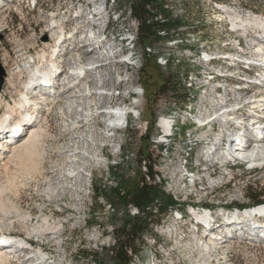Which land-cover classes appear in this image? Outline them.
Segmentation results:
<instances>
[{"label": "rangeland", "instance_id": "rangeland-1", "mask_svg": "<svg viewBox=\"0 0 264 264\" xmlns=\"http://www.w3.org/2000/svg\"><path fill=\"white\" fill-rule=\"evenodd\" d=\"M129 1L131 0H11L1 7L0 66L5 75L0 91L3 90L6 98L0 106V117L8 114L5 104L12 105L18 99L22 85L27 80V74L23 73L13 83V87L7 90L6 78L9 72L15 74L19 70H25L26 63L31 58L38 61L41 48H46L48 53L55 49L56 64L59 67L57 74L62 73V77L67 78L71 52L82 48L84 33L94 23L97 29L105 27L122 49L119 47L118 54L111 58L113 63H107L105 70L99 69L86 76L90 80L98 77L101 81L117 72L122 78L128 79V82L116 86L117 91L110 92L113 100L109 101V106L117 104L135 109L133 115L128 116L125 129L117 131H109L103 117L91 119L90 125L82 127V135L79 132L75 134L79 140L77 143L78 140L70 139V134L64 135L65 130L71 129L70 119L66 118V122H62L65 118L61 114L66 108L65 99L62 98L54 105L41 106L36 114L47 119L50 133L49 138L42 139L43 155L47 157L62 153L60 157H56L61 160L66 155L63 153L64 147H71L78 152L76 159L82 157L77 161L79 164L73 166L80 173L66 181L67 189L62 190L61 194L57 191L55 195L47 197L35 183L34 179L38 177L30 176L29 160L32 158H25L27 162L24 159L7 162L6 169L0 168V202L16 201L15 204L19 205L22 213L29 216V220L21 222L14 213L4 217L0 212L2 231L10 239L24 238L34 249L40 247L49 258L45 264H115L110 251L115 242L114 230L129 215L135 214L136 210L124 206L113 191L124 193L139 185L146 172V161V164L153 166L154 183L162 195L159 203L161 201L169 209L165 214L156 216L158 224L152 226V234L145 236L142 243H136L137 249L141 250L133 255L130 264H264V243L260 241L261 237L257 235L249 239L248 233L224 244L216 241L219 243L217 256L212 254L211 261L210 258L202 257L200 243L210 235H206L208 230L203 227L196 232L191 216L192 209L197 212L208 210L212 216L210 226L215 224L212 232L223 236L226 232L222 229L223 225L219 228L218 224H222L224 216L233 218L241 215L245 208L255 206L247 195L260 193V200L264 201L263 164L251 166L234 158V155L226 157L224 153L227 146H221L214 157L209 155V142L212 138L221 134L218 137L226 142L235 131L224 129L221 133V128L215 124L203 127V130L194 124L203 112L207 114L216 101H225L227 92L224 80L232 81V84H228L232 98L238 93V90H234L235 87L248 88L258 96L263 92L264 88L246 83L247 75L240 62L236 61L233 65L228 60L221 59L206 65L201 61V54L206 52L210 58L216 55L231 56L239 60L252 58L249 51L245 55L240 54L242 47L239 36L231 33V25L222 7L236 8L245 13L254 12L264 18V0H167L163 9L167 13L168 22L163 30L157 31L148 39H140L137 35V22L129 13ZM97 11L101 14L91 17ZM51 13L62 24L63 32H71L70 34L63 33L62 37L60 35L57 38L54 32L53 34L48 30V16ZM156 16L160 20L163 15L158 13ZM96 18L101 19L97 21ZM79 32L82 34L78 35ZM124 39H131L130 44L125 45ZM244 41L246 47L251 44L249 40ZM260 46L262 45L258 47ZM130 55L134 66L124 63ZM5 56H8L9 61L7 67L3 66ZM259 71L258 68L257 72ZM170 73H178L184 86L181 95L191 99L185 104L159 92L162 80ZM64 77L56 87L60 88L66 83ZM218 87H221V92H214ZM75 89L85 92L81 85H76ZM88 89L93 91V84L88 83ZM236 104L230 101V105L225 106L227 109ZM255 110L257 115H264L260 107ZM69 113L77 117L79 124L84 115L95 116L89 110L81 111L78 116L73 111ZM249 115L251 110L246 107L243 112L232 115V119L248 120ZM11 117L10 115L9 119ZM35 118L33 117L34 120ZM161 118H168L172 122L171 136L167 139L163 138L159 127ZM241 122L245 124L246 121ZM261 124H264V120ZM12 129L5 135L0 134L1 145L11 144L6 139L9 140L8 134L13 132ZM26 130L27 128L24 131L20 129L17 137L23 139L27 134ZM210 131V139L202 142L205 132L209 134ZM93 135L96 137L92 138ZM88 138L90 140L86 143ZM88 153L94 154L89 160ZM8 155L5 149H0V164L7 161ZM147 156L148 159L145 158ZM46 166L52 175L57 172V167L53 168L52 163ZM66 172L71 173L67 169ZM81 174L85 177L83 184L78 182L83 178ZM98 190H101L99 194L102 197L97 199ZM180 214L183 219L179 218ZM43 217H48L54 225H62L58 239L26 235ZM239 227L237 231L244 228ZM247 232L251 233V230ZM198 239L201 242H197Z\"/></svg>", "mask_w": 264, "mask_h": 264}, {"label": "bare ground", "instance_id": "bare-ground-1", "mask_svg": "<svg viewBox=\"0 0 264 264\" xmlns=\"http://www.w3.org/2000/svg\"><path fill=\"white\" fill-rule=\"evenodd\" d=\"M8 1H6L4 5H7L6 3H9ZM4 5H2L0 1V9ZM222 10L224 11V15H226L225 17H227L229 24L231 25V33L237 34L239 36L240 45L242 47V51H240V54L245 55L249 51V53L253 55V57L249 59L239 60V58H236V60L246 61L249 62V64L253 65H259V68H261V66H264L263 15H256L254 12L245 13L237 10L236 8L233 9L227 6L222 7ZM99 14H101V12L97 11L95 15L97 16ZM95 15H92V17ZM48 17V30L52 33L54 32L55 34H53L56 35L57 38L60 37V35L62 37L63 33L61 31L63 29L60 21L52 13ZM100 19L101 18H96L97 21H99ZM82 32H79V34H77L81 35ZM87 35V32L84 33V36L82 38L83 40L81 41L82 48L74 49V51L71 52L72 57L69 61L71 66L69 65V68H67L68 77L65 78L63 76L65 78L64 80L67 81L66 83L62 84V87H56V85L60 83L59 81L63 77L62 73L57 74L59 71V67L56 64L57 61L55 49H51L48 53V51H46V48H41V54H39L37 57L38 61H33L31 58L30 61L26 63V66L24 65L26 67L25 70H19L15 74L9 72L8 78H6V82L8 84L7 90H9L13 87V83L17 82L21 78L23 73L27 74V80L24 81L22 85L23 87L21 95L17 100H14L12 105L6 102V113L8 114L0 117V132L3 131L4 128H6L7 132L9 129L13 128L12 130H15L14 132L16 133L11 137V139L9 137V140L6 139L8 144H10L11 142L10 145H1L0 142V149H5V151L9 153L6 158L7 161L1 163L0 168L2 169V167H5L6 169L7 162H10L11 160L13 161L14 159H24V161H26L32 158L31 160H29V162L31 161V167L29 169L30 176L33 178H35V176L38 177L34 179L35 183L37 187H39L40 190L43 191V195L47 197H50V195H55V192L57 191L59 192H57L58 194H61L62 190L67 189L65 185L66 181L72 176H79L78 173H80V170L78 171L77 168L73 166H76L77 163L79 164V162L77 161L82 157L76 159L78 152H75L73 148L67 146L64 147L65 150L63 151V153L66 155H64L65 157L63 156L62 159L60 158L61 160H58L57 158L58 156L60 157L62 153L57 152L58 155L47 157L43 155L44 152L43 150H41L42 139L49 138L50 133L47 129V119L45 117H39L36 114L41 106L43 107L46 105H54L59 103L62 98L65 99L64 102L66 103V108L62 110L61 113L65 118L62 119V122H66V118L70 119L71 123L69 124V126L71 127V129L65 130L64 135L68 136L70 134V139H72L73 141L78 140V137L75 134L79 132V134L82 135V133L84 132L82 130V127L85 125H90L91 119H96L98 116L103 117L102 119L104 122L105 120L106 122H109V124L105 123V125L110 129L109 131H111L117 125L122 123L123 114L126 111H131L133 113L135 111L134 107L132 106H117V104L116 106H109L111 105L109 101L113 100V98H111L112 93L110 92L117 91L116 86H120L121 84L128 82V79L122 78L117 72L116 74L113 73L112 75H109L108 77H106V79L101 81L98 80V77L90 80V78L86 76L89 75V73L94 74L98 72L99 69L105 70L107 63H113V61H111V58L115 57L118 54L119 47L120 49H122V47L116 43L113 35L108 36V38H106L105 40L97 39L95 41V45L89 44V40L86 39ZM72 37L74 38V36ZM244 39L251 42V44H248L249 47H246V44L244 45ZM130 42L131 39H124L125 45H129ZM56 44H58V41ZM259 45L262 46L258 47ZM218 56L219 55H216L215 57L212 56L210 58L207 56L206 52H202L201 61H204L203 63H205L206 65H211L213 61H219ZM226 58L233 59L231 56H226ZM3 61V66L7 67V65L9 64L8 56H5ZM64 65L66 66V64ZM260 75L262 76V80L264 82V70H261ZM54 80H57V82H55ZM88 83L93 84V91H89ZM28 84L30 86H26ZM76 85H81L82 90H84L85 92L82 93L80 92V90H76ZM256 88H264V83L262 86ZM214 92L219 93V89L217 88ZM226 92L227 96L225 98V102L221 98V101H216L215 104L211 106L210 110L207 111V114L203 112V114L198 117L197 120L200 123V128L203 129V127L206 128L207 126H213L215 124L219 129L221 128V133H223L224 129L238 132L240 135L238 138L239 142L236 141L237 148L234 150L227 149L224 155L226 157L234 155L236 159H239L240 161L242 160L244 163L250 164L251 166H261V164L264 165V124H261V122H263L264 120V115H257V111L255 110L260 107V110L262 111V113H264V90L261 95L258 96L248 88H243L237 91L238 93L233 95V98L230 97L231 89L229 86L226 88ZM128 94H130V92ZM5 98L6 95L4 94L3 90L0 91V106L1 103L5 101ZM230 101L236 102L239 105L236 104L235 106L226 109L225 105H230ZM113 102L115 101H112V103ZM246 107H248V110H255L251 113V115L248 116V120L244 118L232 119V115L243 112ZM96 109L98 110L95 111ZM69 110L73 111L76 116H78L81 111L89 110L91 113L94 112L95 116L91 117L89 116V114H86L83 116L81 124H79V122L77 121V117L70 115L69 112L71 111ZM28 113L29 118L32 119L33 117H36L35 120L26 119V114ZM9 114L12 116L10 119ZM81 115H83V112L81 113ZM12 118L13 121H11ZM241 120H245V124L241 122ZM62 125L64 127V124ZM159 127L162 130L164 139H167L171 136L169 134V131L172 129V122L168 118H161L159 120ZM26 128V136L23 139H19L20 137L18 138L17 135L20 133V129L24 131ZM204 135H207V132H205ZM220 135L221 134H218V136ZM95 137L96 136L94 135L92 136V138ZM217 137L214 138V144L212 145L213 149L209 154L211 155V157L217 155L218 149L220 148L219 143L221 139L220 137ZM207 138L210 139L209 137L205 138L204 136L202 138V142L207 140ZM89 140L90 138L86 140V143ZM235 140L236 138H234L233 136H229L230 144H232V141ZM78 142L79 140L77 141V143ZM87 149L88 148H86V150ZM92 156H94V154L88 153L87 160L91 159ZM48 163H52L53 168L57 167V172L55 174L52 175L48 170V166H46V164ZM78 167L81 166L79 165ZM66 169L71 173L67 174ZM81 176H83V178H81L78 182H80V184H83L85 182V177L84 174H81ZM31 180L33 181L32 178ZM77 193H79V191ZM15 202H0V212L3 213L4 217L8 216L10 213H14L19 217L21 222L28 221L29 216L22 213L21 208H19V205H16ZM206 211L197 212L192 209L191 216H193L192 218L196 223H201L206 226L211 222L212 219L211 214ZM258 211H262V213ZM236 216L240 217L241 219L237 218V220L239 221H235L236 219L233 218H235ZM256 216H264V205L262 206L261 204H259L251 208H245L244 211L241 212V215H235L233 218L232 216H224V221L221 222L222 224H218L219 228H221L220 226L222 225L223 227H225H222V229H224L226 232V234L223 236L212 232V230L215 228V224L211 225L207 232L208 234H206L208 236L210 235V237H204V242H201V239L197 240V242H201L199 249L202 252V257L204 256L209 259L212 254H215L217 256L219 243H217L216 241L221 240L220 244H224L225 242L230 241L232 238L241 237L238 233L236 234V229H238L239 226H245V219H253V217ZM240 220L242 222H240ZM60 227H62L61 224L54 225L50 222V219L48 217H43L39 224L34 225L30 229V231L26 232V235H31L35 238L58 239L61 234ZM253 228L254 232H256L257 235L259 233H264L262 230L260 232V228L258 226ZM248 229H250V227ZM257 235L251 236L257 237ZM8 237L9 236L2 231L0 222V264H45L47 263V261H49L47 254L44 253V251L40 247H38L37 249H34L32 245L23 247L26 239L18 237L10 239ZM261 242L264 243V237L263 241Z\"/></svg>", "mask_w": 264, "mask_h": 264}, {"label": "trees", "instance_id": "trees-1", "mask_svg": "<svg viewBox=\"0 0 264 264\" xmlns=\"http://www.w3.org/2000/svg\"><path fill=\"white\" fill-rule=\"evenodd\" d=\"M167 0H131L129 1V13L137 22V35L140 39H148L158 31L163 30L167 21V13L163 5ZM161 13V20L156 19V14ZM184 86L180 82L178 73H170L164 77L159 88L163 95H169L180 104L190 101V98L181 95ZM183 97V99H181ZM181 99V100H180ZM183 106V105H182ZM149 156L145 157L148 159ZM146 172L141 178L140 184L131 190L114 195L126 207L136 210V213L129 215L125 222L114 230L115 242L110 251L113 254L115 264H130L133 255H137L141 249H137L136 243L143 242V238L152 234V226L158 224L156 216L166 213L169 209L166 204H161L159 198L161 192L155 185V173L152 172L153 166L146 164ZM151 181V183H149ZM98 190L96 198L102 197ZM260 193L247 195L253 205H259L264 201L260 200ZM158 198V199H157ZM264 200V196H263ZM169 203H172L169 201Z\"/></svg>", "mask_w": 264, "mask_h": 264}, {"label": "water", "instance_id": "water-1", "mask_svg": "<svg viewBox=\"0 0 264 264\" xmlns=\"http://www.w3.org/2000/svg\"><path fill=\"white\" fill-rule=\"evenodd\" d=\"M4 75H5V73H4L3 69H2V67L0 66V90H1V87L3 85Z\"/></svg>", "mask_w": 264, "mask_h": 264}]
</instances>
